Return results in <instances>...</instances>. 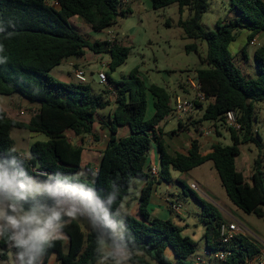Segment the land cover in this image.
<instances>
[{"label":"trees","instance_id":"1","mask_svg":"<svg viewBox=\"0 0 264 264\" xmlns=\"http://www.w3.org/2000/svg\"><path fill=\"white\" fill-rule=\"evenodd\" d=\"M122 0H0V44L7 57L0 64V96L17 95L29 104L37 106L27 123L9 118L0 111V156L11 149V129L42 133L45 141H35L29 146L30 158H25V167L32 176L60 172L74 175L82 168V148L71 143L65 136L71 131L82 139L91 134L95 116L109 103L103 94H91L88 84L58 82L49 76L51 69L64 59L83 56L88 50L109 56L108 70L113 73L124 63L129 49L116 41H90L72 30L71 19L77 18L93 32L102 31L116 23L117 15L128 12L129 6ZM152 9L172 4L178 7L177 25L184 37L194 40L187 44L185 52H195L204 66L196 70V80L204 95L203 102H195L202 110L196 122H208L213 132L219 135L218 126L224 125L223 116L233 111L239 129L227 127L230 144L216 142L211 152L202 155L196 140L190 142L186 153L169 151L156 128L173 111L171 95L161 86L145 85L137 69L121 80H114L106 73L114 92L113 111L106 126L109 138L93 175L80 177V183L93 188L106 199L113 190L118 191L112 210L119 208L128 195L133 180L144 181L138 198L136 216H126L123 224L131 253L128 264H193L189 260L197 242L183 234L182 228L170 219L153 217L148 212L151 192L155 184L171 181V171H188L210 161L217 172L229 201L246 214H254L264 221V170L260 137L254 131V103L264 101V45L253 53L258 69L255 78H246L233 63L228 46L235 39L233 24L216 22V31H204L200 25L202 13L208 8V0H148ZM230 10L238 12L237 26L247 31V44L264 33V0H229ZM187 12L188 17L182 19ZM242 23V25L240 24ZM205 44V54L199 53V43ZM240 57L246 60V48ZM152 98L153 114L146 119V95ZM128 127L129 134L116 137L118 127ZM181 127V124H179ZM196 127V126H195ZM175 134V131H172ZM253 144L258 155L253 160L250 179L238 169L236 160L242 144ZM155 144L159 153L157 177L147 169L149 150ZM17 154H19L16 151ZM89 171L90 168L86 167ZM184 187H188L184 184ZM192 192V189L188 187ZM194 198L201 204L200 222L204 226L203 238L207 249L221 250L219 227L224 223L220 212L210 203ZM171 211V210H170ZM175 214V213H174ZM68 240L66 253L58 254L59 264H95L97 232L92 228L84 233L72 219L63 229ZM211 243L213 246H211ZM59 245L53 242L44 257ZM1 257L11 248L0 240ZM230 255L222 264H248L258 256V248L249 238L239 234L228 247ZM13 252V249H11Z\"/></svg>","mask_w":264,"mask_h":264},{"label":"rangeland","instance_id":"2","mask_svg":"<svg viewBox=\"0 0 264 264\" xmlns=\"http://www.w3.org/2000/svg\"><path fill=\"white\" fill-rule=\"evenodd\" d=\"M128 12L118 14L116 23L102 31L93 32L81 20L71 23V28L78 34H81L90 41H116L118 44L129 49L128 56L124 63L120 65L115 72L109 73L106 62L109 56L105 53L87 52L84 56L75 57L79 60V65L86 76V83L91 88V94L98 95L107 91L111 84H103L99 82L98 73L101 71L108 73L114 80H121L129 75L134 69H137L140 77L144 80L145 85L154 84L166 89H173L178 80L185 81L189 74L196 73L198 68L204 66L199 60L198 54L195 52H185L184 47L187 44L194 43V40L184 37L181 28L177 25L179 14L176 4L160 8L152 9L148 0H144L142 5H137L136 0H132ZM188 13L182 15V19H186ZM238 17V12L230 10L229 0H208V8L202 13L200 25L204 31H216V22L220 24H233V34L235 39L228 46L230 54L233 56V63L240 70L241 74L246 78H255L258 75V69L254 62L253 53L261 45H264V33L257 36L255 45L247 44L248 31L243 27H239L235 23ZM242 25V23H240ZM199 43V42H198ZM246 48V60L240 57L242 48ZM205 44L199 43L200 55L205 54ZM49 76L53 75L49 72ZM60 82V79H56ZM63 82V81H61ZM187 82V81H186ZM77 81L75 80V84ZM188 87V84H186ZM191 91V90H190ZM188 94V91H186ZM190 98H194V92ZM113 95L111 91L103 94L105 99ZM189 95V94H188ZM148 97V110L146 116H149L153 107L152 100ZM36 105L29 104L25 100H19L16 97L9 98L0 96V111H3L11 119H28L36 112ZM255 121L253 124L254 131L260 137L261 156L264 170V101L254 103ZM204 108H202L203 110ZM200 110V111H202ZM199 111V110H198ZM199 111V112H200ZM109 105L98 111L99 116L103 120H107ZM200 113L198 114V118ZM196 118V121L198 120ZM204 128L211 130L213 140L222 144H230L227 126L219 125L217 130L219 135H214L212 125L208 122L201 124ZM209 126V127H208ZM193 130V128H191ZM196 129V127H195ZM211 135V136H212ZM11 149L24 155L29 156V146L35 141H45L47 138L42 133H30L27 130L11 129ZM68 140L71 141L69 136ZM209 148L200 145V152H204ZM241 154L237 158V167L241 170L246 179H250L252 172L253 160L258 155V148L253 144H242ZM250 161V163H249ZM90 167V166H88ZM93 169V168H92ZM75 174H81L80 177H88L90 182L93 181V175L90 171L81 168ZM74 174V175H75ZM38 180H44L46 177L34 176ZM134 180L129 188L127 197H131L134 193L136 183ZM194 183L197 190L188 189L190 184ZM158 185V194L165 195L166 187H169L168 198L172 203L179 205V214L172 216V221L175 225L182 228L183 234L189 236L197 242L195 252L190 255L189 260L193 261L197 255H202L206 250L205 240L203 238L204 226L199 220L202 208L200 202L194 198L195 194L200 200L213 205L222 215V219L226 223H235L245 233L258 249L264 250V221L257 218L254 214H246L235 205H233L226 196V193L221 185L220 179L210 161L188 171L181 173L171 171V182L166 183L161 181ZM186 184L188 187H184ZM264 186V181H263ZM178 194V196L176 195ZM118 218L123 222V210ZM80 222L84 232L88 233L91 229L88 221L84 218L75 219ZM247 233V234H246ZM249 234V235H248ZM211 246L213 244L211 243ZM97 264V263H95Z\"/></svg>","mask_w":264,"mask_h":264},{"label":"clouds","instance_id":"3","mask_svg":"<svg viewBox=\"0 0 264 264\" xmlns=\"http://www.w3.org/2000/svg\"><path fill=\"white\" fill-rule=\"evenodd\" d=\"M6 61L0 56V64ZM45 175L44 180L30 175L25 156L15 148L0 156V240L13 249L12 264H43L53 242L64 238L69 219L77 218L86 219L97 232V264H126L131 256L127 229L118 219L120 209L112 210L118 191L102 199L79 182L81 174Z\"/></svg>","mask_w":264,"mask_h":264},{"label":"crops","instance_id":"4","mask_svg":"<svg viewBox=\"0 0 264 264\" xmlns=\"http://www.w3.org/2000/svg\"><path fill=\"white\" fill-rule=\"evenodd\" d=\"M144 0H136L137 5H142ZM133 3L132 0H127L126 6L131 5ZM73 19L70 20V22ZM75 21L79 22V19H76ZM112 42V41H111ZM257 42V37L255 38V44ZM90 52L88 50L85 51L84 55ZM83 55V56H84ZM75 57H81V56H73L64 59L58 66L55 68L51 69L50 73L53 75V78L55 79H60L61 81L65 83H74L75 84V78L73 76V72L75 70L80 69L79 60L74 59ZM109 62V60H108ZM106 62V64H108ZM196 77V73H191L188 75L185 81L183 80H178L174 85H172L173 89H168V86L166 87L167 92L171 95V100L174 96H181L183 98H190L192 91H190L189 86L187 87V82L190 78ZM107 91H111L113 95L108 96L105 98L104 101H108L109 105V112L107 115V120L101 119L99 114L97 113L95 116V121L93 123V128L91 134H88L84 136L82 139L75 137L74 134L71 131H66L64 134L67 138L69 136L71 137V143H73L76 146H81L82 148V158H81V166L85 168V170L89 171L86 167L90 168V173L94 175V172L96 171V168L98 167L100 158H101V153L104 150L107 140L109 138V130L106 126V122L109 121V118L111 117L112 111H113V101H114V92L112 89V86L110 88H107ZM188 91V94L187 92ZM149 95V94H147ZM146 95V100L148 99ZM150 96V95H149ZM16 97L17 99L21 100L20 97L17 95L10 96L9 98ZM151 97V96H150ZM23 100V99H22ZM152 100V98H151ZM33 105V104H32ZM172 106V102H171ZM37 108V107H36ZM147 110H148V100H147ZM146 110V114H147ZM199 109H195L190 115L188 116H177L173 111L170 115L164 118V120L158 125L156 128V134L160 133L161 134V139L165 142L167 145L169 151L171 152H177V153H186V151L190 147V142L193 140H196L201 147L205 148L209 146V148L204 152L205 154L211 152V145L216 143L217 141L213 140V135L207 136V137H201L198 135L195 129V125H190L192 122H196V118H198V114L201 111H198ZM153 114V109L151 113H149V116L145 117L146 119L150 118ZM7 115V114H6ZM32 116V115H31ZM30 116V117H31ZM20 122L27 123L28 119H14ZM181 124V127L179 126ZM198 125V124H197ZM209 127V126H208ZM193 128V130L191 129ZM172 131H175V134H172ZM129 134L128 127H118L116 130V137L117 138H122L125 137ZM214 135L215 132H214ZM204 155L203 153H201ZM147 169L148 168H159V153L156 149L155 144H152L148 157H147ZM250 163V161H249ZM237 164V160H236ZM93 168V169H92ZM94 171V172H92ZM134 181V180H133ZM132 181V182H133ZM171 182V181H170ZM169 182V183H170ZM168 184V183H167ZM192 184V183H191ZM145 185L144 181L138 180L136 183V187L134 190V193L131 195V197H125L120 206L119 209L123 210L124 216L123 219L126 216H136L137 214V209H138V198L140 194L141 188ZM158 185L160 184H155L153 186L149 204L147 206L148 212L151 214L153 217H158L161 219H170L172 221V216L177 215L174 214V212L171 210L170 205L172 201L170 198H168V195L170 193L169 187H166V193L165 195H159L158 194ZM169 185V184H168ZM178 196V194H176ZM122 205V207H121ZM171 210V211H170ZM75 220V219H72ZM81 227V224L79 221L75 220ZM173 222V221H172ZM82 229V227H81ZM84 232V230L82 229ZM86 234V232H84ZM249 235V234H248ZM246 236V235H243ZM247 237V236H246ZM249 237V236H248ZM247 237V238H248ZM250 240V239H249ZM59 245L54 249V251H51L49 255L45 258V262L43 264H59L58 261V254L61 253H66L68 249V240L66 236H64L63 239H59ZM251 242V241H250ZM259 254L258 256H264V250L258 249ZM2 253V249L0 248V255ZM13 262V252L12 250H8L6 252V255L4 257L0 256V264H12ZM97 263V262H96ZM126 264L128 262L126 261Z\"/></svg>","mask_w":264,"mask_h":264},{"label":"built area","instance_id":"5","mask_svg":"<svg viewBox=\"0 0 264 264\" xmlns=\"http://www.w3.org/2000/svg\"><path fill=\"white\" fill-rule=\"evenodd\" d=\"M122 5L124 6L127 3V0H122ZM111 42V41H109ZM250 45H255V39L250 42ZM73 76L77 83L85 84L86 83V76L82 69L75 70L73 72ZM99 82L106 84V75L105 72L98 73ZM187 84L191 91L194 92V98H183L181 96H174L172 98V108L173 112L177 116H188L190 115L196 108L194 105L195 102H203L204 95L200 90V85L196 80V77H192L187 81ZM225 125L232 129L238 130L239 125L236 121V116L233 111H228L223 116ZM212 125L209 123V126ZM196 132L201 137L210 136L212 133L211 130L204 128L201 124L196 125ZM150 174L153 177H157L158 175V168L152 167L150 168ZM190 188L192 190H197L196 184H190ZM171 210L175 214H179V205L176 203H171L170 205ZM239 234L245 235V233L239 228L238 225L235 223H222L219 227V236H220V244L226 249L221 250H210L206 249L203 251L202 255H197L194 257L192 263L193 264H222L227 257L230 255V249L228 248L230 244L234 241L235 237ZM247 234V233H246ZM248 264H264V256H255L248 261Z\"/></svg>","mask_w":264,"mask_h":264}]
</instances>
